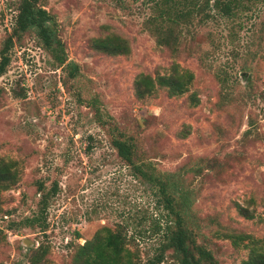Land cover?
Returning <instances> with one entry per match:
<instances>
[{
	"label": "rangeland",
	"instance_id": "1",
	"mask_svg": "<svg viewBox=\"0 0 264 264\" xmlns=\"http://www.w3.org/2000/svg\"><path fill=\"white\" fill-rule=\"evenodd\" d=\"M18 1L0 0V51ZM155 1L39 0L57 24L63 66L33 32L13 39L0 75V161L14 162L16 183L0 186V264H72L78 246L120 223L142 262L154 255L158 237L138 232L168 217L156 188L112 148L118 136L175 202L189 200L185 224L216 264H241L251 243L264 246V0L246 1L236 18L194 15L162 27ZM107 37L128 52L94 47ZM67 64L78 66L75 77ZM175 72L192 81L172 96L156 78ZM140 76L154 83L142 96ZM160 264L179 263L168 250Z\"/></svg>",
	"mask_w": 264,
	"mask_h": 264
},
{
	"label": "trees",
	"instance_id": "2",
	"mask_svg": "<svg viewBox=\"0 0 264 264\" xmlns=\"http://www.w3.org/2000/svg\"><path fill=\"white\" fill-rule=\"evenodd\" d=\"M246 1L248 0H157L153 3V12L161 19L160 27L164 20L177 23L194 15H199L204 19L210 17L231 19L236 18L241 12L249 11ZM26 32L35 34L43 48L50 53L59 66L66 64L64 45L58 36L57 24L53 16L39 5V0H19L12 35L6 40L0 51V75L5 72L9 64L8 52L13 45V39L19 40L20 35ZM163 40L164 36H158L159 43H163ZM94 47L108 54L128 52V46L117 37L95 40ZM67 65L70 67V77H75L78 66L76 64ZM156 81L160 87L168 88L169 93L176 96L187 91V86L192 81V75L187 72L179 75L175 72L169 76H158ZM141 83L145 89L137 87L136 90L137 94L141 96L154 86L153 79L148 76H140L138 86ZM98 121L101 120L98 118ZM111 146L117 156L131 167L134 178L144 179L150 186L156 188V192H153L157 196L154 200L155 206L158 209L162 207L161 211H165L168 218L164 226H161L157 218L151 217L149 227L139 230V237L145 236L146 233H150L151 237H158L154 255L145 262H142L139 257L140 252L133 233L132 237L128 239L127 225L120 223L112 230L101 228L92 240L85 242L83 246H78L72 264H160L163 261L164 252L168 250L174 253L179 264H216L211 252L196 244L193 234L185 224L182 214H185V209L189 207V200L182 199L181 203L175 202L171 193L168 192L170 187L168 182L146 172L143 163L137 164L135 147L127 139L121 136L112 137ZM13 167L14 162L0 161L1 187L7 188L16 183V173L12 172ZM56 187L55 185L54 189L51 188L42 195L39 201L40 210H44L48 199L56 194ZM42 190L43 187L40 185L38 191ZM25 221L33 223V220L29 219ZM147 230L148 232H146ZM251 244L254 246L250 255L241 264H264V246L257 249L256 242ZM131 245L134 246L133 250L130 248ZM35 261L32 264H35Z\"/></svg>",
	"mask_w": 264,
	"mask_h": 264
}]
</instances>
